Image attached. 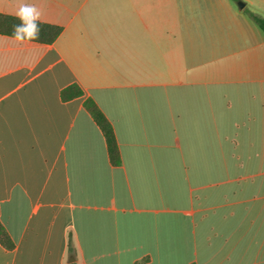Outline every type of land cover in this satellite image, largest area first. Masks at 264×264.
Returning <instances> with one entry per match:
<instances>
[{
    "label": "crops",
    "instance_id": "0c3cea01",
    "mask_svg": "<svg viewBox=\"0 0 264 264\" xmlns=\"http://www.w3.org/2000/svg\"><path fill=\"white\" fill-rule=\"evenodd\" d=\"M23 2L63 33L0 34V264H264V0Z\"/></svg>",
    "mask_w": 264,
    "mask_h": 264
},
{
    "label": "trees",
    "instance_id": "16d2710c",
    "mask_svg": "<svg viewBox=\"0 0 264 264\" xmlns=\"http://www.w3.org/2000/svg\"><path fill=\"white\" fill-rule=\"evenodd\" d=\"M239 2L240 0H233ZM252 18L264 31V19L257 14L249 12ZM20 24V21L14 17L5 14H0V34L12 36L14 25ZM40 27V35L36 41L39 44H53L62 35L63 28L57 25L38 22ZM81 91L76 86L68 88L63 91L62 97L64 100L73 98L76 95H80ZM85 107L93 117L95 123L101 129L107 144V150L110 162L113 166L122 165V155L120 146L115 133L112 122L108 119L105 113L102 111L97 102L90 98L85 102ZM0 244L7 249H14L15 244L3 225L0 224Z\"/></svg>",
    "mask_w": 264,
    "mask_h": 264
},
{
    "label": "clouds",
    "instance_id": "9594fccd",
    "mask_svg": "<svg viewBox=\"0 0 264 264\" xmlns=\"http://www.w3.org/2000/svg\"><path fill=\"white\" fill-rule=\"evenodd\" d=\"M14 16L20 21V24L14 25L11 37L22 44L36 41L40 35L38 22H43L42 11L36 5L24 3L21 0Z\"/></svg>",
    "mask_w": 264,
    "mask_h": 264
},
{
    "label": "water",
    "instance_id": "95a60500",
    "mask_svg": "<svg viewBox=\"0 0 264 264\" xmlns=\"http://www.w3.org/2000/svg\"><path fill=\"white\" fill-rule=\"evenodd\" d=\"M239 6H240V8H244L245 7V4L242 3V2H239ZM71 261L74 262L75 261V258H72Z\"/></svg>",
    "mask_w": 264,
    "mask_h": 264
},
{
    "label": "rangeland",
    "instance_id": "374dc122",
    "mask_svg": "<svg viewBox=\"0 0 264 264\" xmlns=\"http://www.w3.org/2000/svg\"><path fill=\"white\" fill-rule=\"evenodd\" d=\"M238 8H240L239 3H238ZM247 14H248V12H247Z\"/></svg>",
    "mask_w": 264,
    "mask_h": 264
}]
</instances>
